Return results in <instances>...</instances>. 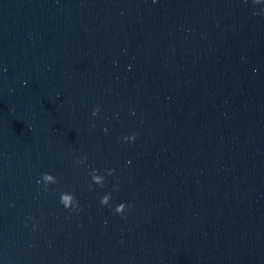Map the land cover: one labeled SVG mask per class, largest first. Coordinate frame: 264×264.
<instances>
[{"label":"water","instance_id":"obj_1","mask_svg":"<svg viewBox=\"0 0 264 264\" xmlns=\"http://www.w3.org/2000/svg\"><path fill=\"white\" fill-rule=\"evenodd\" d=\"M0 264H264V0H0Z\"/></svg>","mask_w":264,"mask_h":264},{"label":"clouds","instance_id":"obj_2","mask_svg":"<svg viewBox=\"0 0 264 264\" xmlns=\"http://www.w3.org/2000/svg\"><path fill=\"white\" fill-rule=\"evenodd\" d=\"M254 3L258 4L259 0H254ZM100 112V108L96 107L93 109L92 115L96 116ZM136 133H133L130 136H125L122 139L125 142H135L136 140ZM87 162V158H81L76 161L77 164L79 165H85ZM108 176H112L114 174V169H106L105 170ZM89 175L91 176L92 182L96 185H99L101 188L105 186V177L103 175L98 174V170L93 169ZM41 180L44 185V190L48 191V186L52 184L58 183L57 178L51 174L48 173H43L41 179H38L36 182L37 184L41 183ZM89 190H91V184L89 185ZM113 190H116L115 188ZM112 200L111 193L104 195L99 203L102 207L104 206H110V202ZM60 203L64 206L65 209H69L71 212L79 213L83 209L80 206L79 200L75 197L74 194L67 193V192H62L60 194ZM128 205L125 203H119L113 211L117 214H120L123 216V214L126 212L128 209ZM25 227H27V223L25 224Z\"/></svg>","mask_w":264,"mask_h":264}]
</instances>
